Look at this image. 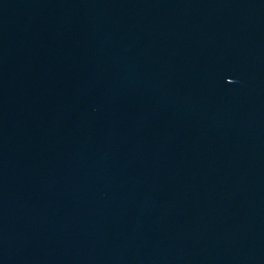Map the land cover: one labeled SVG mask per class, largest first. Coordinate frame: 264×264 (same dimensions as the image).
<instances>
[{
    "label": "water",
    "instance_id": "obj_1",
    "mask_svg": "<svg viewBox=\"0 0 264 264\" xmlns=\"http://www.w3.org/2000/svg\"><path fill=\"white\" fill-rule=\"evenodd\" d=\"M0 264H264V0H0Z\"/></svg>",
    "mask_w": 264,
    "mask_h": 264
}]
</instances>
